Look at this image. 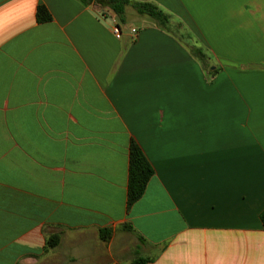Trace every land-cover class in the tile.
Here are the masks:
<instances>
[{
	"label": "crops",
	"instance_id": "0c3cea01",
	"mask_svg": "<svg viewBox=\"0 0 264 264\" xmlns=\"http://www.w3.org/2000/svg\"><path fill=\"white\" fill-rule=\"evenodd\" d=\"M135 1L0 0V264H264V0Z\"/></svg>",
	"mask_w": 264,
	"mask_h": 264
},
{
	"label": "trees",
	"instance_id": "16d2710c",
	"mask_svg": "<svg viewBox=\"0 0 264 264\" xmlns=\"http://www.w3.org/2000/svg\"><path fill=\"white\" fill-rule=\"evenodd\" d=\"M83 4H95L99 10L110 11L119 20L124 21L125 7H132L138 14L147 16L154 20L159 26L169 30L168 15L160 10L156 5L149 2H140L135 0H80ZM37 19L41 22L50 20V14L43 5L37 8ZM194 50V51H193ZM195 57L205 62L207 60L206 54L199 48L192 49ZM154 171L144 155L139 145L131 140L129 144V162H128V179H127V193L126 206L130 207L137 201L144 193L146 185L153 175ZM262 227L264 229V209L259 215ZM105 231H100V238L107 240ZM150 261L148 258L135 257L129 264H147Z\"/></svg>",
	"mask_w": 264,
	"mask_h": 264
},
{
	"label": "built area",
	"instance_id": "2783aa9c",
	"mask_svg": "<svg viewBox=\"0 0 264 264\" xmlns=\"http://www.w3.org/2000/svg\"><path fill=\"white\" fill-rule=\"evenodd\" d=\"M111 31H112L115 38L119 39L121 37L122 31H121V27L119 26L118 23H114L112 25ZM131 32H136V29L131 28Z\"/></svg>",
	"mask_w": 264,
	"mask_h": 264
},
{
	"label": "rangeland",
	"instance_id": "374dc122",
	"mask_svg": "<svg viewBox=\"0 0 264 264\" xmlns=\"http://www.w3.org/2000/svg\"><path fill=\"white\" fill-rule=\"evenodd\" d=\"M131 12H133V11H131ZM131 20H132V17H128V18H126V21H127V22H129V21H131ZM133 20H134V19H133ZM133 20H132V21H133Z\"/></svg>",
	"mask_w": 264,
	"mask_h": 264
}]
</instances>
